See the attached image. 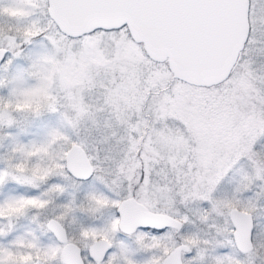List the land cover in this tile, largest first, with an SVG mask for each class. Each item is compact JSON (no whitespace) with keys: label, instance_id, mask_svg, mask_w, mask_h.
<instances>
[{"label":"rangeland","instance_id":"374dc122","mask_svg":"<svg viewBox=\"0 0 264 264\" xmlns=\"http://www.w3.org/2000/svg\"><path fill=\"white\" fill-rule=\"evenodd\" d=\"M15 2L12 0L11 8H17ZM248 17V48H257L258 41H264V0H249ZM50 21L45 13H0V46L7 48L0 64L1 83L14 78L11 82L17 91L51 95L42 107L54 112L50 122L36 125L35 133L39 131L40 136L35 145L26 141L18 146L8 141L5 147L0 138V174L5 168L8 176H14V154L22 152L20 157L31 159L49 140L55 146L53 158L59 174L64 171L61 161L68 147L75 143L83 148L96 170L92 183L84 186H96L101 181L97 171L107 167L105 162L114 161L113 156L104 153L110 143L125 142L143 133V124L132 125L129 117L141 120L146 93L158 87L167 66L150 60L124 27L72 38ZM35 37L44 43L33 46ZM19 58L27 63L12 71ZM262 92L264 76L260 70H234L227 86L214 97L200 92H195L193 98L189 93L179 99L166 96L167 108L160 114L151 111L157 101L147 100L146 112H152L147 115L148 142L156 156L155 161L151 159L150 196L156 207L162 205L165 212L183 222L178 237L188 245L184 264H264V121L246 115L250 98ZM13 125V112L0 108V127ZM23 132H28L26 125ZM7 149L9 155L5 154ZM160 160L164 161L163 168L159 167ZM184 165L190 175H183ZM174 171L177 185L170 187L166 181L169 172ZM25 174L31 178L28 172L19 173ZM233 174L238 177L237 183ZM241 177H245L243 182ZM69 178L61 175V186H71L69 200H73L76 217H82L84 209H91L87 215L101 213L104 209L95 203L96 197H90L94 192L87 189L84 194L81 182ZM182 185L188 188L179 189ZM233 204L252 213L254 246L245 254L231 248L234 227L229 211L236 208ZM103 215L107 217L105 212ZM32 217L28 216L30 220ZM17 221L21 225V220ZM170 236L169 249L176 243ZM212 250H221L222 254L213 258Z\"/></svg>","mask_w":264,"mask_h":264},{"label":"water","instance_id":"95a60500","mask_svg":"<svg viewBox=\"0 0 264 264\" xmlns=\"http://www.w3.org/2000/svg\"><path fill=\"white\" fill-rule=\"evenodd\" d=\"M249 0H48L47 13L58 30L79 37L97 29L125 27L130 38L142 45L147 57L166 62L172 78L201 87L228 78L239 51L247 41ZM7 49L0 47V64ZM73 177H90L92 167L83 148L73 144L65 160ZM131 208L138 213L131 215ZM119 226L129 232L135 225L179 229L181 221L167 214L149 213L133 199L122 201ZM232 239L238 251L247 253L253 242L252 213L232 208ZM109 247L106 240L99 242ZM177 247L166 264H181Z\"/></svg>","mask_w":264,"mask_h":264},{"label":"flooded vegetation","instance_id":"af4514ba","mask_svg":"<svg viewBox=\"0 0 264 264\" xmlns=\"http://www.w3.org/2000/svg\"><path fill=\"white\" fill-rule=\"evenodd\" d=\"M15 4L18 5L17 8H11V6L14 5L12 4V0H0V13H14L15 11L19 12L25 10V12L27 11L29 14L31 13L34 16L39 15V13L40 15L44 13L48 15V0H16ZM142 140L143 138L130 137L126 139L125 142H116L113 144L110 143L111 145L109 146V151L106 149L104 153L106 154V156H113L112 161H114L111 164H109V162H105L104 164H107V167L97 171L101 176V181L96 186L87 188L83 185V187L80 189V191L84 194L86 193L87 189L88 191H90L91 189V191L94 192V196L92 195L90 197H96L94 199V201H96L95 203L100 205V207L104 210L101 213L94 212L93 215H87V213L91 209L88 211L84 209V212H82L81 214L82 217L77 218V224L74 227L80 228L82 226L85 231H94L95 236L92 238L91 243H93L97 247V250L101 251V253L103 249L99 245V242L102 240H106L109 243V246H111L109 250L115 251L116 258L119 261H122V264H166V261L172 251L181 245H185L186 248L181 249V251L179 252L181 264H184V253L188 252V245L178 237L179 232L183 229V222L178 217L171 215L172 217L181 221V227L177 229L174 227L165 226V231L163 233H151L150 231L145 232L143 225H135L133 229H131V231L125 232L119 226L120 217L117 212V207L122 201L126 199H133L136 202L142 204L145 210L149 213L170 215L165 212L162 205L156 207L153 204L148 184L152 175L150 169H132L124 167L120 168L117 165L120 160V156L123 155L121 154L120 146L123 147L122 151H124L130 149V147L128 146L130 143L140 142ZM72 145L73 143L68 147V150L64 155V171L60 173H63V176L65 177L74 178L75 180L81 182L80 180L73 177L68 171H65L66 155ZM36 151L37 152L35 156H32L33 158L27 159L25 160V162L19 164V166H16L17 173L15 175H19V173L21 172H28V174L31 175L33 170L37 166H41L42 162H44L42 166L51 167L56 181L62 185L61 175L58 174L57 170L55 169L57 167H55V165L57 164L55 163V160L53 158L55 156L54 143L49 140L47 146L39 147ZM40 154L42 155L41 157H39ZM23 159H21V161H23ZM90 164L92 167V175L90 177L93 180L96 170L91 162ZM1 171L3 172V174H6L7 172L5 168H3V170ZM11 177L13 176H9L10 180ZM65 189L66 191L63 195L58 194V196H54L53 199H56L57 202L66 199L69 200L70 194H72L71 186L69 185L65 187ZM95 190L97 192H95ZM21 195L33 196L36 195V192L34 189L26 186H21L15 191H9L5 187H0V201L18 198ZM106 198L109 200H106ZM109 206H111L112 208H110L108 211ZM92 207H97V205ZM103 212L107 214V217H104ZM53 213L54 209L52 210L50 206L39 216L38 222H35L32 219L30 220L28 218L30 214L34 216L35 213L32 211L26 212L25 215L20 218L21 225H19L20 222H18L17 220L13 221V228L18 229L12 230L9 233L8 239L11 240L16 236L34 231L36 235L39 236L42 243H51V241L49 240V236L51 234H41L39 223H43L45 217L51 216L53 215ZM130 213L131 215H135L138 212L135 209L131 208ZM170 234L174 236L176 243L172 248L169 249V237H171ZM238 252L243 253L241 251Z\"/></svg>","mask_w":264,"mask_h":264},{"label":"snow or ice","instance_id":"6c2138e0","mask_svg":"<svg viewBox=\"0 0 264 264\" xmlns=\"http://www.w3.org/2000/svg\"><path fill=\"white\" fill-rule=\"evenodd\" d=\"M20 158L23 159V156ZM42 165L33 170L31 178L25 174L15 175L10 180L7 174H0V187L15 191L26 186L36 192L33 196L21 195L0 201V264H122L116 258L115 251L109 250L111 246L104 248L101 253L91 243L94 231H85L82 226L74 227L77 217L73 200L57 202L53 199L57 194L63 195L66 189L56 181L52 168ZM76 179L81 181V187L92 183L91 177ZM50 206L54 208V214L46 216L43 223H39V228L41 234H51V243H42L34 231L8 239L14 220L32 211L35 215L31 219L38 222L39 216ZM144 231L163 233L165 228L144 226ZM251 235L250 230V238Z\"/></svg>","mask_w":264,"mask_h":264},{"label":"trees","instance_id":"16d2710c","mask_svg":"<svg viewBox=\"0 0 264 264\" xmlns=\"http://www.w3.org/2000/svg\"><path fill=\"white\" fill-rule=\"evenodd\" d=\"M50 25L54 26L52 21H50ZM97 30H101V29H97ZM249 30L247 34V41H245L241 51H239L237 56V61L234 62L231 68L232 69L231 72H233L234 70H238V72L253 70L254 72L258 73L260 70L264 76V41H262V43L258 41L257 48L255 47L248 48V44L250 41ZM32 41H33L32 42L33 46L37 45L38 43L39 44L44 43V41L41 40L40 37H35ZM29 50L27 51L30 52ZM26 63L27 62L22 61L19 58V60L15 61L12 71H17L20 66H23ZM164 63L166 64V62ZM230 76L231 73L226 80H224L223 82L217 85H213L210 87H201V86H194L188 84L176 78H172L171 73L166 67L165 77H161V82H159L160 84L157 85L158 87L156 89L152 88V90H148V92L146 93V99L144 100V103L141 107V113H142L141 120L140 119L138 120L136 117H134V115L129 117V123L131 122L132 125H137V127H140L143 124V126L145 127L143 133L140 136L136 137V138H143V140L140 142L130 143L128 145L130 149L124 151L121 150V154L123 155L120 156V160L117 163V165L120 168L124 167V168L147 169V170L151 168V164H152L151 159H154L155 161L156 156L153 152V146L151 141L148 142L149 135H147L148 134L147 132H148V127H150L149 126L150 119L147 118V115L148 116L151 115L153 111H155L154 113L160 114L164 108H167L166 107L167 105L164 102L165 101L164 98L166 96L175 97L179 99V97L180 98L182 96L184 97L187 95V93H189V95L193 98L196 94L195 92H200V93H205L206 96H208V98H211L214 97L215 95H218L220 93V89H224L227 86ZM12 80L15 79L12 78L9 80L8 83L6 82L5 84H2L0 80V108L2 107L8 108L13 112L14 115L13 126H10L8 128L0 127V138L1 137L3 138L2 143L3 146L5 147L7 146L8 141L18 144V146L24 144L26 141H29L35 145L36 138L40 136L39 131L37 135L35 133L36 125L38 123L50 122L52 116L54 115V112L49 110V108L42 107L43 103H47V101L51 98V95H49L50 96L49 97L47 96V94L42 95L38 92L31 93L28 90H27L28 92L25 90L17 91L15 89L14 82H11ZM153 81L154 80H152L151 82ZM156 82L158 83V79ZM177 88L179 91L177 90ZM212 92H214L215 94H212ZM199 97L202 98L204 96H199ZM199 97L198 99H200ZM148 99L151 100L155 99L157 101L156 104L151 109L152 112L151 111L146 112ZM247 109H248V113L247 112H246L247 114L245 113L247 116L252 115V117L260 121L261 120L264 121V92L260 93V95L254 93L252 99L250 98V101L247 103ZM145 121L146 123L144 124ZM24 124L28 128V132L26 133L23 132V128L25 126ZM5 152L6 155L10 154L9 150L8 151L5 150ZM20 153L22 152H18L17 155L14 154V156L12 157L11 163L14 167L19 166V164H21L22 162H25V159L21 161V159L19 158ZM163 163L164 161L160 160L159 167L163 168ZM186 165L188 166L187 163ZM186 165H184L182 168L184 176L190 175L189 173L190 170L187 169ZM176 175L177 174L175 173V171L169 172L166 182L169 184L170 187L173 186L174 183L175 185H177V181L175 179ZM179 176H182V174H180ZM244 178L245 177H241L242 182L244 181ZM232 179H234V181H236L237 183L238 177L236 176V174L232 175ZM184 181L186 182L187 179H184ZM182 186L183 187L179 189L186 190L185 188H188L186 185L185 186L182 185ZM233 205L236 208H238V204H233ZM231 248L237 250L235 245H232ZM211 254L213 258L219 257L222 254V251L212 250ZM229 264H231V262Z\"/></svg>","mask_w":264,"mask_h":264}]
</instances>
